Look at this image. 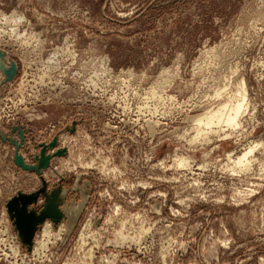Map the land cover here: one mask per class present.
I'll use <instances>...</instances> for the list:
<instances>
[{"label":"rangeland","instance_id":"rangeland-1","mask_svg":"<svg viewBox=\"0 0 264 264\" xmlns=\"http://www.w3.org/2000/svg\"><path fill=\"white\" fill-rule=\"evenodd\" d=\"M0 51V264H264V0H0ZM17 127L28 164L67 155L23 171ZM43 180L63 218L28 249L7 203Z\"/></svg>","mask_w":264,"mask_h":264},{"label":"water","instance_id":"water-1","mask_svg":"<svg viewBox=\"0 0 264 264\" xmlns=\"http://www.w3.org/2000/svg\"><path fill=\"white\" fill-rule=\"evenodd\" d=\"M0 69L3 72L5 79L3 83L11 82L17 75V64L12 62L11 66L7 67L5 64V55L0 51ZM75 125L72 132H74ZM19 134V141H12L15 147L14 163L17 167L26 172L36 173L37 176L42 178L43 170L49 168L51 159L56 157H62L67 155L66 149H61L55 152L54 156L47 154V149H54L57 144V138L50 145H41V152L35 156L36 165L28 164L20 153V149L23 147L26 141V134L23 127H17L15 129ZM59 190H55L49 194L47 192L46 184L43 180V187L32 193L25 194L19 192L7 203L8 214L17 230L22 243L31 249L34 243V238L39 225L44 224L47 220H51L53 223L58 224L62 218L63 213L59 208ZM45 198V204L40 210L37 209L40 198Z\"/></svg>","mask_w":264,"mask_h":264},{"label":"bare ground","instance_id":"bare-ground-1","mask_svg":"<svg viewBox=\"0 0 264 264\" xmlns=\"http://www.w3.org/2000/svg\"><path fill=\"white\" fill-rule=\"evenodd\" d=\"M3 52V51H2ZM5 64L7 67L11 66L12 62L8 60V58L6 57L5 58ZM1 73V72H0ZM2 75V74H1ZM219 94V93H217ZM220 95V94H219ZM221 96V95H220ZM246 93H245V90H244V93H242L240 95V98H237L235 101H226L227 103L223 104V103H219L220 105L216 106L218 108H216V110H211L209 111L210 109H208V113L205 112V114L203 113V115L205 116H202L200 115V117L202 116L203 118H198V120H196L197 118H195L194 120H196V123L198 125V134L196 135V138H200L201 135H206L208 132H214V133H217L219 134V132H222L224 131L222 129L223 126H226L227 129L229 128L230 131H232L231 129H237L239 126H241V122H240V119L244 113V110H245V107H246ZM222 100V99H221ZM220 100V101H221ZM224 102V101H223ZM207 113V114H206ZM194 122V121H193ZM158 124V123H157ZM195 124V122H194ZM196 125V124H195ZM194 125V126H195ZM196 125V126H197ZM153 126V125H152ZM155 126V125H154ZM196 128V127H195ZM214 128L218 129L214 131ZM224 128V127H223ZM226 130V128H224ZM25 130V129H24ZM208 130V132H207ZM233 132V131H232ZM209 133V135L211 134ZM203 135V137H204ZM212 135V134H211ZM208 136V135H207ZM206 136V137H207ZM20 140V139H19ZM15 149V147H14ZM15 152V151H14ZM254 153V148H251L249 149V151H246V153L244 152L242 156H240L236 163L234 164L235 160L233 161V164L236 166H240L242 168H246L248 169L247 167L250 166L253 164H251V162H254L253 160L250 159V157L252 156V154ZM26 159V158H25ZM251 160V161H250ZM28 161V160H26ZM184 162L185 161H181L179 164L182 165V167L184 166ZM232 162V161H231ZM232 164V165H233ZM251 164V165H250ZM187 165V164H186ZM88 167V166H87ZM239 168V167H238ZM251 169V168H250ZM243 170V169H242ZM233 172V171H232ZM245 172V171H244ZM250 194V193H248ZM121 232V231H120ZM50 237L51 236V231L50 229L48 228V226L45 227L44 231H43V234H42V237ZM57 236V235H56ZM46 239V238H45ZM82 240V239H81ZM123 240V239H122ZM46 241V240H45ZM44 242V241H43ZM38 243V242H37ZM41 243V242H40ZM82 243V242H81ZM135 243V242H134ZM123 244V243H122ZM41 247H44V245H47V244H44V243H41ZM38 246V245H37ZM39 247V246H38ZM40 248V247H39ZM36 249V247H35ZM43 249V248H42ZM37 250V249H36ZM35 250V251H36ZM39 250V249H38ZM167 250V249H166ZM34 251V252H35ZM40 252V251H39ZM163 254V253H162ZM164 255V254H163ZM91 256V255H90ZM164 257V256H163ZM91 258V257H90ZM163 259V258H162ZM90 262V261H89Z\"/></svg>","mask_w":264,"mask_h":264}]
</instances>
